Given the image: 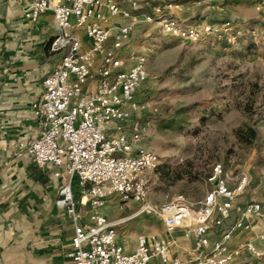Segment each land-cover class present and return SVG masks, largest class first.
<instances>
[{
	"label": "built area",
	"instance_id": "obj_1",
	"mask_svg": "<svg viewBox=\"0 0 264 264\" xmlns=\"http://www.w3.org/2000/svg\"><path fill=\"white\" fill-rule=\"evenodd\" d=\"M1 1L24 5L28 22L38 23L49 14L54 19L56 35L49 50L61 60L43 81L44 95L32 104L41 132L18 148L26 150L40 169L52 167L55 177L66 176L57 199L74 230L65 264H233L244 251L257 257L263 254L253 242L228 245L237 232L253 229L252 220H264L261 203L237 204L249 182L245 172L234 176L223 164H215L208 178L211 191L195 208L184 195L160 206L150 202V180L160 167V157L143 146L149 128L139 117L138 94L148 79V59L139 55L125 62L121 55L141 18L185 42L213 39L231 47L243 38L240 25L230 21L188 24L169 18L161 7L137 15L140 5L133 1L128 8L118 0ZM258 9H264V0H258ZM252 34L264 45V25ZM76 179L93 209L87 223L73 192ZM115 197L138 204L135 215L162 219L168 233L188 228L187 235L197 242L196 258L172 256L170 245L154 234L139 235L133 251L119 244L117 223L100 212ZM234 214L238 216L234 226L226 229ZM214 229L222 234L212 241Z\"/></svg>",
	"mask_w": 264,
	"mask_h": 264
},
{
	"label": "rangeland",
	"instance_id": "obj_2",
	"mask_svg": "<svg viewBox=\"0 0 264 264\" xmlns=\"http://www.w3.org/2000/svg\"><path fill=\"white\" fill-rule=\"evenodd\" d=\"M118 1L125 8L136 2L137 15L161 7L169 18L188 24L230 21L244 34L232 47L213 39L193 44L139 19L121 55L125 62L139 55L148 59V79L138 94L139 117L149 128L143 146L160 157L150 180V202L160 206L184 195L197 207L211 191L212 167L221 163L234 176L245 172L249 177L237 204L259 202L264 207V45L252 34L264 25L258 0ZM139 209L136 203L111 198L100 212L117 223L116 230L130 249L139 235L154 234L171 243L172 253L190 260L188 252L197 245L194 236L186 238L183 231L170 235L162 219L135 215ZM90 211L87 206L83 215L90 216ZM237 218L234 214L225 228L231 229ZM252 224L251 231L237 232L228 245L253 242L263 254L244 251L235 264H264V220ZM214 231V238H221L222 230Z\"/></svg>",
	"mask_w": 264,
	"mask_h": 264
},
{
	"label": "crops",
	"instance_id": "obj_3",
	"mask_svg": "<svg viewBox=\"0 0 264 264\" xmlns=\"http://www.w3.org/2000/svg\"><path fill=\"white\" fill-rule=\"evenodd\" d=\"M13 4L0 0V264H65L74 230L57 199L66 176L55 177L52 167L40 169L26 150L18 148L41 132L32 104L44 95L43 81L61 60L44 50L45 42L56 35L54 19L49 14L38 23L28 22L24 5ZM83 40L88 47L87 38ZM79 192L78 209L87 223L93 209L83 190ZM87 206L92 209L88 217L83 215ZM178 231L193 237L186 227L174 233ZM214 234L213 230L212 241L217 240ZM117 242L126 244L119 234ZM170 253L187 260L171 248ZM188 253L190 260L197 256L196 248Z\"/></svg>",
	"mask_w": 264,
	"mask_h": 264
},
{
	"label": "trees",
	"instance_id": "obj_4",
	"mask_svg": "<svg viewBox=\"0 0 264 264\" xmlns=\"http://www.w3.org/2000/svg\"><path fill=\"white\" fill-rule=\"evenodd\" d=\"M51 41H52V39L49 40V41H47V42H45V44H44V50L45 51H49ZM79 190H82V188L79 185V181L76 179L73 182V192H74V195H75L76 200H79V198H78L79 195H80Z\"/></svg>",
	"mask_w": 264,
	"mask_h": 264
}]
</instances>
